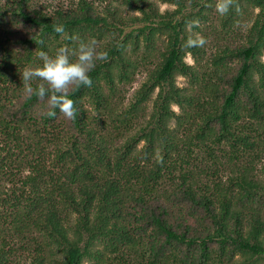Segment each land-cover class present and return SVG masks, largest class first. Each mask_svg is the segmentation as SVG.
I'll return each mask as SVG.
<instances>
[{
  "label": "trees",
  "instance_id": "1",
  "mask_svg": "<svg viewBox=\"0 0 264 264\" xmlns=\"http://www.w3.org/2000/svg\"><path fill=\"white\" fill-rule=\"evenodd\" d=\"M35 1L0 0V139L13 156L37 155L26 163L34 197L11 202L0 192V207L14 208L2 216L24 223L13 237H2L0 264H16L15 239L23 243L30 228L40 238L33 239V252L23 245L20 250L32 264H128L125 250L133 247L138 255L145 247L137 264L264 263V167L262 181L250 176L252 170L238 169L224 185L222 167L208 173L190 168L194 141L178 136L182 129L209 151L225 142L238 159L255 152L256 141L242 123L264 122V0H229L226 24L247 7L260 11L243 42L224 44L211 55L206 41L186 44L199 40L193 29L207 21L218 0H158L176 6L165 13L156 0H117L136 13L129 18L112 2L100 9L96 0H72L63 10ZM57 24L84 40L96 30L97 51L107 55L89 73L91 86H69L76 111L71 119L29 94L22 76L40 65V52L52 56L75 47L55 32ZM141 50L142 66L152 67L129 104L114 106L118 87L131 83L140 67L132 56ZM189 55L194 65L186 62ZM180 76L192 90L177 85ZM40 84L45 82L31 81L33 88ZM109 125L110 137L129 135L115 162L102 133ZM141 140L147 143L145 164L134 154ZM183 147L186 155L179 156ZM19 164L23 168V158ZM201 172L213 178V188ZM21 199L28 201L25 220L16 217Z\"/></svg>",
  "mask_w": 264,
  "mask_h": 264
},
{
  "label": "rangeland",
  "instance_id": "2",
  "mask_svg": "<svg viewBox=\"0 0 264 264\" xmlns=\"http://www.w3.org/2000/svg\"><path fill=\"white\" fill-rule=\"evenodd\" d=\"M78 1V0H73ZM157 4L160 8L161 13H165L166 11H173L176 9L175 5L171 4H164L160 1L156 0ZM97 4L100 6V9L108 6L109 4H113L114 7H117L119 10V13L124 18H129L130 16L135 15L136 13L133 12L131 9H129L127 6H124L122 2L117 0H96ZM112 2V3H111ZM220 0L216 2V4L211 9L210 15L207 19V21H201L197 22V25L199 26V29H193L194 34L198 36L199 39H204L206 41L207 46V52L209 55L215 53L216 49L224 44L229 43H240L243 42L244 36H247L248 30L252 27L255 17L259 13L260 9L258 8H252L247 7L244 12H242L239 15H236L229 24H226L222 21V18L224 17V14H221L217 10V6L219 4ZM35 3H38L39 5H46V6H53V8H61L63 10H68V8L73 6L72 0H36ZM138 15V13H137ZM226 27V28H225ZM92 32V33H91ZM87 34V37H85V40H95L96 41V48H99L101 46V41L98 39L99 33L95 31H91ZM143 50H141L139 53H136V55H133V60L136 61L138 64H140V67H138V70L136 71L135 75L132 77L131 83H128L124 86H119L118 93H116V98L114 99V106H120L122 103L127 105L129 104V101L135 94V92L140 88L141 84L145 81L147 77L148 70L152 67L149 66H142V55ZM261 61L264 63V53L260 57ZM186 62L190 65H194V59L192 56H188L186 58ZM177 85L179 87H184L189 90H192V85L189 79L185 77H178L177 79ZM194 92L198 90L193 89ZM149 110V106L147 107ZM173 109L178 114H183V111L174 106ZM90 111V115L95 118L98 116L97 112L94 111L92 108L88 109ZM88 111V112H89ZM193 110H191L192 113ZM144 123V119H140L139 123ZM243 126L247 127V129L244 131L245 133H250L252 136L251 138L256 141L257 148L255 149V152H247L245 155H239V159L235 157V154L233 150L231 149L230 144H217L215 146L210 145L213 147L214 151L207 150L206 147H204L197 138H193L192 136L187 137L189 135L184 134L183 130L181 129L178 132V136L181 140L190 141L189 138H192L194 141L193 149V158L190 159L191 165L190 168L195 169L196 166L200 168V170H204L205 172H211L215 171L216 168H221L222 171L220 172L219 176L222 178V181L224 185H227L228 178L234 177L236 175L238 169H243V171L250 172V176H253V178H256V180L262 181L263 180V167H264V122L263 123H257L252 121H247L242 123ZM174 129L177 128L176 122L172 125ZM108 129L105 130L103 133L104 137L108 138L107 142L108 145V152L110 156L112 157L113 162L116 161V157L121 156L123 157V151L117 150L122 145L128 141L129 135L126 137L121 138H112L110 137V134L112 132V127L109 125L107 127ZM98 129V128H97ZM250 131V132H249ZM180 143V142H179ZM182 145V141L180 143ZM263 145V147H262ZM3 143L0 139V192H5L8 196H4V198H8L11 201V198L15 197H34L33 188L28 183L27 178L31 175V170L26 165L28 162L27 160H32L33 157L37 155H32L29 157V159L26 158V155H22L19 153V151H15V155L9 154L5 148L3 147ZM157 146V154L160 155L161 151L159 146ZM147 147V143L145 140H141L140 143H138L137 147L134 149V154L137 155L138 153V159L141 160V164H145V159L143 158V151ZM53 149H49L47 153L52 152ZM257 152L260 155V159L256 158ZM177 155V153H174ZM171 154V155H174ZM174 155V156H175ZM186 155V150L181 149L179 156ZM19 156V158H18ZM156 156V153L155 155ZM25 157V158H24ZM24 160L25 164L23 168H19V160ZM53 158V157H52ZM194 159V160H193ZM143 160V161H142ZM23 163V161H21ZM144 162V163H143ZM148 164V163H147ZM147 168H150V165H146ZM198 171V169H196ZM14 174V175H13ZM201 178L204 182L209 184L211 188H213V184L211 181H213V178L209 175H206L205 173H200ZM170 181L168 178L165 177L164 179V187L166 189H169ZM14 193L16 195H14ZM21 199L19 207V212L21 216H16L17 218L21 220H25L26 216H23L25 212L27 211L28 201ZM12 202V201H11ZM14 211V208H12L9 205L1 204L0 207V243L2 240V237L8 234H11L13 237L14 231L16 227L20 228V226H24V223L21 222V225L14 222L13 216H2L3 214H11ZM40 236L39 233L33 229L30 228V231H26L25 233V239L23 240V243H20L21 241L15 239V242L17 244L13 245V247H16V253L11 257L14 258L16 264H32V259L30 256H28L27 253H23V251L20 250L21 246H25L30 251L33 252L35 248L34 240H39ZM10 243L12 241L10 240ZM14 247V248H15ZM99 249L103 250L102 247H99ZM145 250V247L140 249V253ZM130 254L127 255V263L128 264H137V260H140L141 258L140 253L138 255V248H134L130 250H125ZM10 258V260H11ZM243 260V259H241ZM85 264H100L99 261L93 260H85ZM108 264V263H106ZM264 264V263H262Z\"/></svg>",
  "mask_w": 264,
  "mask_h": 264
},
{
  "label": "clouds",
  "instance_id": "3",
  "mask_svg": "<svg viewBox=\"0 0 264 264\" xmlns=\"http://www.w3.org/2000/svg\"><path fill=\"white\" fill-rule=\"evenodd\" d=\"M229 7V0H220L217 10L221 14H225ZM54 30L75 44V47L71 50L61 47L52 56L43 51L40 52V65L25 70L22 76L29 94L46 100L51 110L58 109L71 119L75 118L76 111L73 106L74 102L67 96L69 86H91L92 81L89 73L96 67L97 60H105L107 55L97 51L94 39L86 41L75 35H68L62 24L55 25ZM204 43L205 40L202 38L199 40L190 39L186 46L199 47ZM33 80H40L45 84L33 88L31 85Z\"/></svg>",
  "mask_w": 264,
  "mask_h": 264
}]
</instances>
